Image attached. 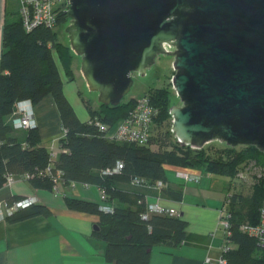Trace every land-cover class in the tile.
Instances as JSON below:
<instances>
[{
  "label": "trees",
  "instance_id": "1",
  "mask_svg": "<svg viewBox=\"0 0 264 264\" xmlns=\"http://www.w3.org/2000/svg\"><path fill=\"white\" fill-rule=\"evenodd\" d=\"M19 8L8 14L4 28L3 54L0 72V189L9 176L25 178L35 190L56 192L63 187L82 184L99 188L106 195L113 213L101 212L100 204L65 198L71 210L100 216L95 238L105 244L104 255L113 264H151L155 246L181 244L188 223L169 215L142 216L147 212L149 196L181 200V188L171 187L167 166L199 170L206 174L230 179L233 192L225 202L228 221L223 252L227 264H264V247L253 236L242 231L245 225L256 226L264 199V153L253 146L217 148L207 144L194 149L178 142L172 116V86L149 90L142 98L155 108L151 135L144 145L117 142L106 137L100 123L112 130L134 113L140 99L132 98L116 107L101 104V111L87 108L90 119L83 122L64 93L63 75L73 81L72 48L59 40L57 28L69 22L68 10L59 13L54 28L37 27L27 32ZM63 72V75H62ZM51 96L60 115L65 136L60 146L67 152L54 158L43 146L39 128L15 130L13 118L19 101L31 100L39 105ZM121 162L123 168L113 172ZM110 170L109 174L104 171ZM239 173L243 178H237ZM60 174L59 181H56ZM144 181L136 184L135 180ZM251 179V181H249ZM167 183L161 190H151L147 184ZM250 182V183H248ZM25 197H15L9 205ZM51 215L50 209L36 204L16 211L8 218L16 224L35 217Z\"/></svg>",
  "mask_w": 264,
  "mask_h": 264
},
{
  "label": "water",
  "instance_id": "2",
  "mask_svg": "<svg viewBox=\"0 0 264 264\" xmlns=\"http://www.w3.org/2000/svg\"><path fill=\"white\" fill-rule=\"evenodd\" d=\"M68 17L71 48L102 105L119 106L133 73L169 55L178 142L264 153V0H70Z\"/></svg>",
  "mask_w": 264,
  "mask_h": 264
},
{
  "label": "crops",
  "instance_id": "3",
  "mask_svg": "<svg viewBox=\"0 0 264 264\" xmlns=\"http://www.w3.org/2000/svg\"><path fill=\"white\" fill-rule=\"evenodd\" d=\"M18 8L19 0H0V72L4 28L9 12ZM63 81L66 89L69 80L64 75ZM76 101L77 106V95ZM35 110L43 146L53 151L58 159L67 151L60 146L65 131L53 98L46 97ZM86 118L84 113L79 114L81 121H89ZM166 168L168 184L181 188L183 196L181 200H159L164 206L176 210L188 223V228L181 244L155 246L151 264H217L227 236L221 227V212L234 186L230 185L227 177L193 169L185 171L199 176L201 180L186 183L176 177L177 168ZM101 194L99 188L82 184L70 187L60 185L58 191L49 192L33 189L25 178H16L12 185L7 183L0 189V204L4 212L11 206L9 201L13 198L35 196L39 204L50 209L51 215L10 224L6 214L5 219L0 221V264H113L105 258V244L95 238V226H99L100 216L71 210L65 202L68 197L100 204ZM158 198L149 196L147 201L153 202ZM207 258L211 262L208 263Z\"/></svg>",
  "mask_w": 264,
  "mask_h": 264
},
{
  "label": "built area",
  "instance_id": "4",
  "mask_svg": "<svg viewBox=\"0 0 264 264\" xmlns=\"http://www.w3.org/2000/svg\"><path fill=\"white\" fill-rule=\"evenodd\" d=\"M20 1V16L23 20L24 27L27 32H31L37 27L54 28L57 25L59 13L65 9L68 10L70 6V0H19ZM164 48L167 52H172L173 47L164 44ZM156 113L155 108L150 104L149 99L141 98L138 101L137 107L130 118L119 122L112 130L106 126L97 123L100 126V130L106 133V137L115 140L117 142L137 143L144 145L150 135L153 122V116ZM13 128L15 130L23 131L29 129L38 128V121L35 106L31 100L19 101L16 104V112L12 121ZM123 168V164L119 162L113 172H119ZM111 171L107 170L103 173L109 174ZM176 177L183 180L186 183L200 182V177L191 174L188 171L177 169ZM56 181H59L60 174H58ZM243 178V174L240 175ZM16 181V177L9 176L7 183L12 185ZM136 184L144 183L139 179L135 180ZM167 183L159 181L156 184H147L146 187L151 190H161L167 187ZM60 183L56 186V191ZM228 198V196H227ZM106 195L103 192L101 196L100 211L104 213H113L114 208L107 204ZM160 197L153 202L147 203V212L142 216L143 220H148L151 215H169L179 217L180 214L171 208H168L161 204ZM227 200V199H226ZM39 199L35 196L26 197L22 200L16 201L11 205L6 212L3 211L0 204V221L4 220L8 215L12 216L16 211L20 209H26L33 205L38 204ZM225 207V206H224ZM7 214V215H6ZM227 211L225 208L221 212V227L226 231L229 227L228 221L225 219ZM242 231L256 238L259 244L264 247V199L261 205L260 222L256 226L245 225L242 227ZM229 250V247L225 245L222 248V255L218 259L217 264H227V259L223 256V252ZM207 262H211L210 258H207Z\"/></svg>",
  "mask_w": 264,
  "mask_h": 264
},
{
  "label": "rangeland",
  "instance_id": "5",
  "mask_svg": "<svg viewBox=\"0 0 264 264\" xmlns=\"http://www.w3.org/2000/svg\"><path fill=\"white\" fill-rule=\"evenodd\" d=\"M70 25H71L70 21L64 23L63 25L57 28V32H58L59 40L62 43L71 47L70 37L69 34L67 33V28ZM174 51L175 49L173 48L172 52ZM174 60L175 59L172 56L160 55L157 58L156 63L150 69H148L144 75L139 73H133L132 78L134 80V85L130 93L124 98V101H128L132 98L141 99L151 89L170 87V85H172V80L175 75ZM82 62H83V57L75 53V56L73 58V65H72L75 74V79L73 81L71 80L68 81L66 89L64 84V93L70 103H71L70 100H72L74 106L72 105V103L71 105L74 108L77 116L79 117V114L81 115L84 113L87 116L86 120H88L90 119V113L87 108V105H90L94 111H101V103L99 101V93L91 91L87 84V81L82 72ZM67 94L69 95L70 99L68 98ZM76 95L77 98L79 99V105L77 106H76L77 104ZM171 98L174 106L182 105V102L178 97L174 88L172 90ZM38 128H39V123H38ZM211 143H212L211 145H214L217 148L224 147L226 144L219 141H214ZM51 152L54 156L53 151ZM258 173L264 175V168L263 169L260 168V171ZM241 174L242 173H239L237 178H241L240 177ZM249 181H251V179Z\"/></svg>",
  "mask_w": 264,
  "mask_h": 264
}]
</instances>
